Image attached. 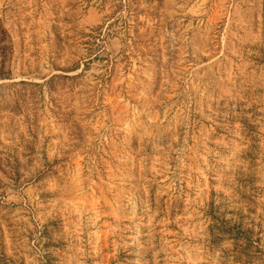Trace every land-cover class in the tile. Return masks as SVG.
Segmentation results:
<instances>
[{
  "label": "rangeland",
  "instance_id": "1",
  "mask_svg": "<svg viewBox=\"0 0 264 264\" xmlns=\"http://www.w3.org/2000/svg\"><path fill=\"white\" fill-rule=\"evenodd\" d=\"M0 264H264V0H0Z\"/></svg>",
  "mask_w": 264,
  "mask_h": 264
}]
</instances>
